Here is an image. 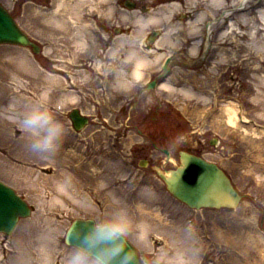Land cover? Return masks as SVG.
Instances as JSON below:
<instances>
[{
	"label": "rangeland",
	"instance_id": "1",
	"mask_svg": "<svg viewBox=\"0 0 264 264\" xmlns=\"http://www.w3.org/2000/svg\"><path fill=\"white\" fill-rule=\"evenodd\" d=\"M51 2L0 0V5L42 48L41 52L33 54L24 47L0 45V72L11 74L17 68L27 73L15 81L11 80V75L6 82L0 79V86L8 87L11 92L5 104L0 107V119L10 124L16 120L6 114L8 111L5 106L16 100V91L22 90L27 98L26 105L45 99L48 107H52L56 117L64 123L69 137L67 143L63 139L59 152L52 157L57 165L47 167L38 164L33 158L22 157L27 133L21 127L0 131V180L13 188L33 209L32 215L20 220L14 233L6 237L8 243L4 241L5 244L1 245L6 247L8 254H13L12 260H19L22 253L24 258L26 255L33 256L31 264H42L39 259L44 249L39 244L41 233L37 229L51 227L46 244L51 251L52 262L45 264H65L71 248L64 244V236L75 219L96 220L122 210L132 223L128 239L138 249L146 264H156L161 255L164 258L160 264H179L180 260L189 261L188 264H264V77H261L262 82L254 79L255 67L251 63H258L261 58L249 55L250 60L243 62L246 54L243 49L245 40H225L221 43L216 36L219 25L213 29L212 51H215L216 58L220 52L226 54L223 61H219L222 64L216 63V66L219 69L227 65L230 67V89L238 84L243 87L239 115L248 122L239 124L250 129L249 132L226 125L222 109L224 102L200 101L201 98L194 100L193 94L182 92V89H192V78L189 70H182L178 66H174L172 76L168 78L173 88H157L147 92L142 101L136 100L137 105L132 106L129 98L133 91L140 90V83L139 77L135 78V85L131 88L132 79L129 78L130 71H127L130 63L124 62L130 59L127 51L131 45L141 54L147 55L150 59L145 67H149L147 70L155 69L162 58L159 57L161 51L157 54L152 50L148 52L142 44L149 30L161 32L160 25H148L143 29L144 35L142 31L131 36L132 29H128L130 25L121 23L119 14L116 13L110 22L96 18L92 28L86 30L89 43L80 46L75 44L74 37L81 22L67 19V9H62L66 18L65 25L53 27L55 30L49 29L44 16L53 11ZM137 6H134V11L144 16L156 9ZM180 16L178 11L176 19H188ZM165 25L168 26V23ZM116 28L127 37L131 36L128 38L130 42L118 44L116 39L121 35L115 33ZM178 31V35L174 36L182 38L186 30ZM107 41L109 49L101 52L100 49L106 46ZM103 42H106L105 45ZM94 55L101 59V67L95 58L92 61L94 67L89 66L87 72L80 71L84 68L77 65ZM106 61L112 62V66L107 67ZM57 69L71 74L76 87L70 88L63 84L64 75ZM111 71L123 73L125 84L116 83V77L106 83L105 79L111 75ZM98 72L103 77L97 75ZM259 73L264 74V66ZM67 89L80 93L76 104L60 98ZM46 91L48 97H42ZM57 103L62 106L59 110ZM72 108H78L90 118L89 124L80 132L73 130L68 118ZM156 108L168 115L166 129L172 136L163 144L167 143L172 155V161L165 168H174L178 164V151H193L198 139H219V147L214 151L209 150L206 158L216 161L230 176L236 190L245 196L236 208L191 210L167 192L155 172V167L164 160L161 150L163 145L157 144L160 147L155 149L143 143L146 140L144 134H138L139 130L146 132L157 127L156 124L152 125ZM21 112L17 111L19 116ZM133 114H136L133 122L137 123L135 128L129 126V117ZM141 116H146V125L140 123ZM19 138L22 142H19ZM224 144L230 148L227 154L222 149ZM141 145L147 147V153L139 152ZM71 146L77 148L82 159L94 162L97 167L87 168L86 174L94 173L105 181L103 185L96 182L92 188L88 185V177L82 175V182L72 190L73 198H68L61 206L54 199V187L58 180L51 176L54 171L56 174L63 173L64 164L59 163L66 157L65 149ZM143 160H149V166L142 167ZM27 170L34 172L27 176ZM47 217L49 221L44 220ZM142 222L147 223L146 236L137 226ZM34 226L36 229L25 239V246L23 234L27 232L26 229ZM2 237L0 235V241ZM5 260V264H14L12 260L8 261V256Z\"/></svg>",
	"mask_w": 264,
	"mask_h": 264
},
{
	"label": "bare ground",
	"instance_id": "2",
	"mask_svg": "<svg viewBox=\"0 0 264 264\" xmlns=\"http://www.w3.org/2000/svg\"><path fill=\"white\" fill-rule=\"evenodd\" d=\"M51 3L54 7L53 11L45 14L44 16L45 21L49 24V29L55 30L53 27H62L65 25L66 18L62 13V9H67V19L72 20L73 22L76 20H79L81 22V26L77 28L76 36L74 37L75 44L80 46H87V43H89V38L87 37L86 30L89 31L92 28V24L95 23L94 19L100 18L104 21L110 22L116 13L119 14L121 23L130 25V27L133 29L131 30V36L141 33L142 31L144 35V30L148 25H160V27L165 26L163 33L154 42L158 47H162L167 43L173 45L175 42L171 41V39L173 38L174 34L179 33V29H185V37L188 36L193 38L194 40H200L202 36H206L207 39L204 42V47L211 46V30L218 24L219 29L216 34L217 40L221 43L225 42V40H231L232 42H236L238 39L245 40L243 49L246 50V54L244 55L245 57L243 59V62H248V60H250L249 55L259 56L261 59L260 61H258V63L251 61V63L255 67L253 77L254 79H257V81L261 80V77H264L263 73H259L260 69L264 66V0H52ZM135 5H138L137 7L140 6L142 8L156 7V9L144 16L141 13L134 11ZM178 11L181 14L180 18L188 16V19H184L186 21L175 20L174 18ZM175 21L177 22L172 26L173 22ZM167 23L168 26L165 25ZM203 26H205V29L203 28ZM118 32L119 30L116 28L115 33L121 35L116 39V42L118 44L125 41L130 42L128 38L130 39L131 36L127 37L123 33ZM198 43H195L191 47V52L195 51ZM112 52L113 49H111V54ZM162 52H160L159 57H161L165 53ZM127 53L128 57L130 59H133L131 75L134 76V78H137L142 74L143 68L148 63L150 58L145 54H141V52H139L137 49L132 48L131 45ZM225 57L226 54L224 52H220L218 59L220 61H223ZM173 58L169 63H172ZM25 74L27 73H24L23 71L15 68V70H13L11 74H9L8 72H0V79L2 80L1 82H6L7 80H9V75H11V80L15 81L17 78L25 76ZM124 80V74L121 72H117L115 79L116 83L121 82L120 84L124 85L126 81ZM262 81L263 80H261L260 82ZM3 86L4 85L0 86V107L5 104V101L8 99L11 93L10 90H8V87ZM161 86L163 89L173 88L169 80L167 82H164ZM182 92L188 95L193 94L194 96L192 89H182ZM15 94L17 95L16 100L10 101L9 105L5 106V110L8 111L6 114H10V118L12 120H16H13L10 124L0 119V131H6L16 126L20 128V116L18 115L17 111H23L26 106L35 103H28L26 105L25 103L27 102V98L25 97V94L22 90L16 91ZM79 94V92L67 90L60 95V98L64 99L65 101H69V103L71 104H76V102H78V100L80 99ZM46 95L48 97L47 91L46 93L42 94V97H45ZM18 104L22 106L19 107L17 106ZM57 105L60 104L57 103L56 107ZM49 108L51 110L53 109L52 107ZM222 109L224 111L223 113L226 119L225 122L228 126L235 128L240 127L244 132L250 131V129L244 126L241 127L238 123L243 121L244 118L240 117L239 106L236 102L232 100L225 102ZM0 111L2 110L0 109ZM56 118L58 119V117ZM253 133H255V131H253ZM67 141H69V137L66 135L64 137V143H67ZM19 142H22L21 138H19ZM25 144L26 146L22 148V157L24 159H26V157L27 159L33 158V160L38 164L45 165L47 167L57 165V162L53 161L52 157L54 154L59 152V148L54 154L34 152L30 147V139L28 135L25 139ZM76 149L77 148L75 146H71L69 149H65L66 157L63 159L62 163H59L64 164V168L62 171L63 173L56 174V171H54L53 175L51 176V178L58 180V183H56V186L54 187V193L56 195V198L54 199L56 201L55 203H59L61 206H63L64 201H68V198L72 197V190L76 186V184L82 182V175L88 177V185L92 188L95 186L96 182L103 185V182L105 181L102 177L98 178L94 173L90 175L86 174L85 170L87 168L93 166L94 168L97 167L95 166L94 162H88L86 159H82V154ZM33 172L34 171L32 170H27L26 175L30 176ZM59 177H62V179H59ZM97 179H99V181H97ZM59 181H61V183H59ZM44 220L49 221V218L47 217ZM142 223L143 224L140 223L137 226L144 235L146 229L145 224L147 223ZM35 229L36 226L32 228L29 227L28 229H26L27 232L23 234V242L25 246V239L28 238L30 232ZM37 231L41 233V242H39V244L42 245L41 247L44 249L43 256L39 259V261L42 264L50 263L52 262V254L48 249V245L46 243H48L47 234L49 232L51 233V227H47V229L40 228L37 229ZM32 258V255H26V258H24L23 254L20 253L19 260H13V263L31 264V261L33 260ZM0 262L2 261L0 260ZM178 263L188 264L189 261L180 260ZM1 264H3V262Z\"/></svg>",
	"mask_w": 264,
	"mask_h": 264
},
{
	"label": "flooded vegetation",
	"instance_id": "3",
	"mask_svg": "<svg viewBox=\"0 0 264 264\" xmlns=\"http://www.w3.org/2000/svg\"><path fill=\"white\" fill-rule=\"evenodd\" d=\"M185 17L187 18V16ZM164 29L165 27L162 26L160 28L161 32H156V33L154 31L147 32V34L144 37V42L142 46L145 48L144 50H148V52L152 50L151 52L155 54H157L160 51L161 52L169 51L170 49H173L175 50V52H173L175 55L174 56L175 60L171 65H169L166 76H164V72H162L160 68L152 69V71L150 72V74H148V77L146 79H144L146 74L143 73V76L139 78L140 90L133 91L131 97L129 98V103H131L132 106H134L135 104L137 105L136 100L142 101L143 95L147 92H150V90L148 91L145 90L149 83L154 82L155 86L159 88L162 82L166 81L169 78V76H172V70L174 66H178L182 70L187 69L190 71L191 78H192V90L194 93V97H193L194 100H200L201 98L202 100L200 101H203L205 99L210 102L211 101H216V102L222 101L225 103L230 100H236L238 103L242 102L241 97L243 95L242 93L243 87L240 86V84H238V86L235 85L234 89H230V85H229L230 67L227 65L226 68L221 67L219 69L218 66H216V63L220 65L221 62H219L220 60L216 58L215 51H212V49H214L212 41H211L212 43L211 46L204 47V42L206 40L205 37H202L200 41V40H194L193 38L188 37V36L185 37V34H183L182 38L181 36L180 37L173 36V38L171 39V41L175 42L173 45H170L167 43V44H164V46L162 47H158L155 45L154 42L160 37ZM105 43L103 42L104 45ZM195 43H198L197 48L195 49L194 52H191L190 49ZM104 49L105 50L109 49L108 41L106 43V46L103 49H100V51L102 52ZM94 56L89 57V59L83 60L82 63L77 65L78 67L84 68V69L81 68L80 71L87 72L88 71L87 68L89 66L94 67L95 65L92 64V61H95V58H97V61H99L98 62L100 65L99 68L101 67V65L103 64L101 62V59H98V56L96 55ZM104 57L107 59V57L103 55V58ZM124 62L130 63L128 64L129 67L127 71H130L129 78L132 79V81L130 82L131 88H132L134 86V81H135V78L131 75L133 61L131 59H128V60H125ZM105 64L107 65V67L112 66V62L106 61ZM57 70L58 72H60V74L62 73L64 75L62 79L69 87H73V86L76 87V84L73 83L71 74L65 72V70L63 69L62 70L57 69ZM113 72L114 71H111L110 72L111 75L109 77H106L105 79L106 83L110 79L113 80L116 77L117 72H114V73ZM97 75H101L103 77V75L100 72H98ZM53 76H55V74H53ZM137 114L139 115V113ZM135 115L136 114H133L131 117H129V126L133 128L137 126V123H133L135 121L134 119ZM153 115L154 116L152 117L153 119L152 125L156 124L157 127L155 126L154 128H150L149 130H146V132L145 130H142V131L139 130L138 134H141L140 136L144 134V137H146L145 138L146 140L143 141V143L145 144L148 143L152 145L153 148L157 149L160 146H162L167 141L168 138L170 139L172 136L168 134V131L166 129L168 115L165 114V112H162L159 108H156L154 110ZM145 122H146V116H141L140 123L146 125ZM242 122L246 124V122L248 121L246 122L242 121ZM220 142L221 141L217 138L205 139V137H202L201 139H198L196 141L195 143L196 148H194L193 151H189V150H186V151L194 155L201 156L205 158L206 160L214 161L213 159H207L206 156L209 154V150L214 151L215 148H218ZM157 144H159L160 146L158 147ZM162 147L163 148L161 150H168L169 152L171 151L169 148H167L168 147L167 143L163 145ZM139 149H140L139 152L147 153V147L145 145H141ZM222 149L224 151V154H227V152L230 151L229 145L227 144H224V147ZM148 163H149V160H148ZM2 236L4 237H2V240L0 241V255H1L0 260L3 263H6L5 262L6 256H8V261H11L14 258V256L13 254L7 253L6 247L1 246L2 244L8 243V240L6 238L8 237V235L2 234Z\"/></svg>",
	"mask_w": 264,
	"mask_h": 264
},
{
	"label": "water",
	"instance_id": "4",
	"mask_svg": "<svg viewBox=\"0 0 264 264\" xmlns=\"http://www.w3.org/2000/svg\"><path fill=\"white\" fill-rule=\"evenodd\" d=\"M13 44L31 47L34 53L39 47L34 44L17 26L11 15L0 6V44ZM76 130L81 129L87 119L77 112L71 114ZM167 160L170 155L166 151ZM159 178L165 183L167 191L178 201L191 209L234 208L242 196L235 190L230 179L215 164L202 158L179 152V165L175 169L161 171L156 168ZM27 204L9 187L0 182V232L10 233L19 217H28ZM91 220H76L70 226L66 242L77 245L82 235L92 226ZM136 253L133 264H143L138 251L128 242ZM127 250V249H126Z\"/></svg>",
	"mask_w": 264,
	"mask_h": 264
},
{
	"label": "clouds",
	"instance_id": "5",
	"mask_svg": "<svg viewBox=\"0 0 264 264\" xmlns=\"http://www.w3.org/2000/svg\"><path fill=\"white\" fill-rule=\"evenodd\" d=\"M61 107L57 105V110ZM19 122L31 149L37 153L54 154L67 134L64 123L56 118L45 99L26 106ZM131 232V220L122 210L98 218L68 252L65 264H133L136 253L128 245ZM163 258L158 257L156 264Z\"/></svg>",
	"mask_w": 264,
	"mask_h": 264
}]
</instances>
